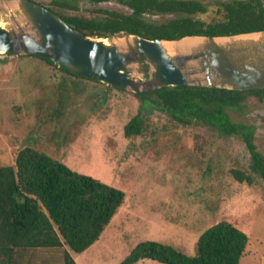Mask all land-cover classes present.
Returning a JSON list of instances; mask_svg holds the SVG:
<instances>
[{
    "label": "rangeland",
    "instance_id": "1",
    "mask_svg": "<svg viewBox=\"0 0 264 264\" xmlns=\"http://www.w3.org/2000/svg\"><path fill=\"white\" fill-rule=\"evenodd\" d=\"M32 1L50 8L52 0ZM74 1L78 11L64 14L101 17L99 10L130 12L116 1ZM12 7L0 0V23L11 31L21 30L27 25ZM213 17L212 6L200 16L206 22ZM166 18L151 17L158 22ZM107 40L112 44L117 37ZM73 83H78L80 93L73 91ZM130 93L104 92L39 59L0 53V166L11 165L20 149L36 146L71 170L125 193L98 241L72 255L76 264H119L145 240L193 256L197 237L221 221L248 236L240 264H264V182L249 186L228 174L249 162L243 143L220 137L202 124L183 127L158 111L149 114L142 135L127 139L123 127L140 106ZM231 117L254 126L253 143L264 154V102L250 98L244 114Z\"/></svg>",
    "mask_w": 264,
    "mask_h": 264
},
{
    "label": "trees",
    "instance_id": "2",
    "mask_svg": "<svg viewBox=\"0 0 264 264\" xmlns=\"http://www.w3.org/2000/svg\"><path fill=\"white\" fill-rule=\"evenodd\" d=\"M110 1L130 12L99 10L101 17L64 14L66 10L78 11L74 0H52L48 9L92 38L124 33L148 40L174 41L193 35L230 36L264 30V0H90ZM209 6L214 7V17L206 22L200 16L206 14ZM154 16L168 18L158 22L151 19ZM5 55L39 59L58 73L93 83L104 92H126L70 74L46 58ZM78 86L72 85L75 93L82 91ZM130 94L140 106L123 127L125 138L142 135L153 111L183 127L202 124L220 137L243 143L249 162L229 169L234 181L249 186L264 182V154L253 143L254 126L234 122L231 117L233 113L244 114L250 98L263 103L264 89L232 91L179 86ZM124 200L122 190L71 170L36 146L20 149L11 165L0 166V264H76L72 255L83 253L98 241ZM248 242L245 233L221 221L197 237L193 256L171 245L145 240L119 264L143 260L159 264H240Z\"/></svg>",
    "mask_w": 264,
    "mask_h": 264
},
{
    "label": "water",
    "instance_id": "3",
    "mask_svg": "<svg viewBox=\"0 0 264 264\" xmlns=\"http://www.w3.org/2000/svg\"><path fill=\"white\" fill-rule=\"evenodd\" d=\"M5 1L27 26H0L2 54L46 58L70 74L134 94L179 86L264 89V30L174 41L124 33L92 38L32 0ZM114 37L116 42L105 43Z\"/></svg>",
    "mask_w": 264,
    "mask_h": 264
},
{
    "label": "bare ground",
    "instance_id": "4",
    "mask_svg": "<svg viewBox=\"0 0 264 264\" xmlns=\"http://www.w3.org/2000/svg\"><path fill=\"white\" fill-rule=\"evenodd\" d=\"M0 26L2 27V24L0 23ZM105 43H108L107 41H105Z\"/></svg>",
    "mask_w": 264,
    "mask_h": 264
},
{
    "label": "flooded vegetation",
    "instance_id": "5",
    "mask_svg": "<svg viewBox=\"0 0 264 264\" xmlns=\"http://www.w3.org/2000/svg\"><path fill=\"white\" fill-rule=\"evenodd\" d=\"M35 2V1H34ZM37 3V2H36ZM101 3H103V2H101ZM45 7V6H44ZM47 8V7H46Z\"/></svg>",
    "mask_w": 264,
    "mask_h": 264
},
{
    "label": "crops",
    "instance_id": "6",
    "mask_svg": "<svg viewBox=\"0 0 264 264\" xmlns=\"http://www.w3.org/2000/svg\"><path fill=\"white\" fill-rule=\"evenodd\" d=\"M88 249H89V248H88ZM88 249H87V250H88ZM84 252H85V251H84Z\"/></svg>",
    "mask_w": 264,
    "mask_h": 264
}]
</instances>
